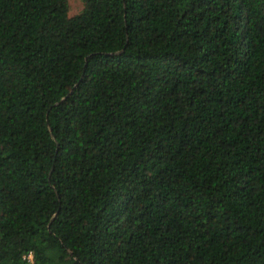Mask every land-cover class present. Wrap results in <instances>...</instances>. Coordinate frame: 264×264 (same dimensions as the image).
Masks as SVG:
<instances>
[{"label": "trees", "instance_id": "1", "mask_svg": "<svg viewBox=\"0 0 264 264\" xmlns=\"http://www.w3.org/2000/svg\"><path fill=\"white\" fill-rule=\"evenodd\" d=\"M0 264H264V0H0Z\"/></svg>", "mask_w": 264, "mask_h": 264}, {"label": "rangeland", "instance_id": "2", "mask_svg": "<svg viewBox=\"0 0 264 264\" xmlns=\"http://www.w3.org/2000/svg\"><path fill=\"white\" fill-rule=\"evenodd\" d=\"M68 1V14L73 16L82 11L84 7V0H67ZM31 259V258H30Z\"/></svg>", "mask_w": 264, "mask_h": 264}, {"label": "built area", "instance_id": "3", "mask_svg": "<svg viewBox=\"0 0 264 264\" xmlns=\"http://www.w3.org/2000/svg\"><path fill=\"white\" fill-rule=\"evenodd\" d=\"M31 258V259H30ZM27 259L29 260V261H32V254L31 253H29L28 255H27Z\"/></svg>", "mask_w": 264, "mask_h": 264}]
</instances>
